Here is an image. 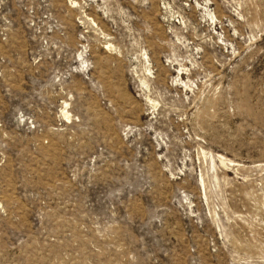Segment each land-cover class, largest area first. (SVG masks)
I'll list each match as a JSON object with an SVG mask.
<instances>
[{"label": "rangeland", "instance_id": "rangeland-1", "mask_svg": "<svg viewBox=\"0 0 264 264\" xmlns=\"http://www.w3.org/2000/svg\"><path fill=\"white\" fill-rule=\"evenodd\" d=\"M0 264H264V0H0Z\"/></svg>", "mask_w": 264, "mask_h": 264}, {"label": "bare ground", "instance_id": "bare-ground-1", "mask_svg": "<svg viewBox=\"0 0 264 264\" xmlns=\"http://www.w3.org/2000/svg\"><path fill=\"white\" fill-rule=\"evenodd\" d=\"M65 113V115L68 117L69 116V112L68 111H65L64 112ZM217 157H219V159L221 160V162H225V161H229V162H233L232 160H228L227 158H225L223 155H221V154H218V156ZM212 159L214 160V156H212ZM216 159V158H215ZM227 163V162H226Z\"/></svg>", "mask_w": 264, "mask_h": 264}]
</instances>
